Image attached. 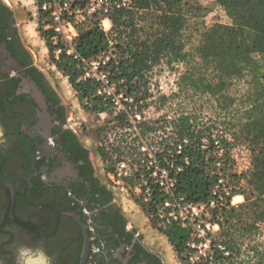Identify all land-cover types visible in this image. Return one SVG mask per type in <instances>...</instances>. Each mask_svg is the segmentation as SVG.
I'll return each instance as SVG.
<instances>
[{"label": "trees", "instance_id": "trees-1", "mask_svg": "<svg viewBox=\"0 0 264 264\" xmlns=\"http://www.w3.org/2000/svg\"><path fill=\"white\" fill-rule=\"evenodd\" d=\"M45 1L51 0H37L40 7ZM185 1L131 0L130 6L114 3L109 6L108 13H94V18L80 27L74 41L82 59L65 52L56 58L55 50L62 43L52 44L47 39V46L53 62L68 76L81 104L89 110L105 111L112 102L96 93L99 83L95 79L83 78L84 61L111 50L109 60L102 67L110 82L127 90L129 95L136 94L135 90L141 87L140 83L154 65L165 61L171 67L182 64L179 84L183 91L218 100L219 108L227 109L222 112L224 116L228 107L239 102L240 107L235 112L241 111L242 117H235L231 124L229 121V127L196 128L190 116L183 114L181 136H188L190 141L176 158V163L183 166L176 175V191L187 201L206 202L220 184L219 173L222 172L227 175L231 195H245L246 204L242 208L249 210L245 222L237 208L221 207L214 211L213 221L221 224L219 235L231 249L232 261L236 255V239L256 233L257 221L264 219V0H217L227 9L231 22L198 28L194 43L190 41L188 22L189 12L197 7L190 5L185 9ZM103 17L111 20L110 31L101 25ZM51 35L47 32L46 38ZM221 124H226V120ZM205 138L209 141L206 148ZM239 144L248 150L249 161L240 170L233 157ZM185 157L190 159L188 164ZM171 175L175 176L174 172ZM240 181L251 187L249 193L234 188ZM153 209L149 204L146 210L153 215ZM159 229L181 261L188 264L185 253L188 251L189 228L169 224ZM243 262L264 264V250L248 255Z\"/></svg>", "mask_w": 264, "mask_h": 264}, {"label": "flooded vegetation", "instance_id": "flooded-vegetation-1", "mask_svg": "<svg viewBox=\"0 0 264 264\" xmlns=\"http://www.w3.org/2000/svg\"><path fill=\"white\" fill-rule=\"evenodd\" d=\"M0 0V264H165L129 223ZM38 90V92L36 91Z\"/></svg>", "mask_w": 264, "mask_h": 264}, {"label": "rangeland", "instance_id": "rangeland-1", "mask_svg": "<svg viewBox=\"0 0 264 264\" xmlns=\"http://www.w3.org/2000/svg\"><path fill=\"white\" fill-rule=\"evenodd\" d=\"M6 1L20 13L17 22L21 36L31 49L36 63L48 74L63 98L68 125L91 150L99 174L113 190L115 199L124 209L129 223L143 235L145 242L151 248L162 253L165 252L169 261L172 258L177 260L178 256L172 249L167 236L159 229L163 227L160 220L155 215L148 214L146 210L149 207L148 204H145L139 198L137 182L130 176H124L121 179L116 178L114 174L116 166L119 161L130 157L127 140H130L129 135L134 128V124L142 136H147L150 139V142L154 145L150 148L155 149L160 145L170 151L173 150V142L182 138L183 123L181 119L183 114L190 116L191 122L194 123L196 128H206L208 126L215 128L217 125L229 127V124L234 122L235 117H242L241 111L235 112L236 108L240 107L239 102H235L233 107H228L227 115L224 116L222 112L227 109H220L218 100L213 99L211 96H200L181 89L179 76L183 71L182 64H175L174 67H171L163 61L154 65L146 73L145 79L140 83L141 87L135 90L137 95H129L127 90L119 89L115 83H112L115 90L124 92V96L119 95L120 93L117 95V98L120 99L119 105H112L102 112L86 109L81 104L78 93L72 87L68 76L57 68L50 55L47 39H50L52 44L56 43L52 39L53 22L50 19L49 11L40 7L37 0ZM80 3L87 13L86 22L94 18V13H89L91 8L95 7L99 14L101 8L110 6V2L106 0H81ZM185 3V9L190 5L197 7V9H192L189 12L188 32L192 43L198 38V28L215 23L231 22L227 9L219 4L217 0H186ZM104 19L105 17L101 18V25L105 30L110 31L112 23ZM47 32L52 34L49 38H46ZM110 52L86 61L85 64L89 66L87 69L96 71L95 64H97V60L101 57L111 56ZM112 87L110 89L114 92ZM223 120H226V124L222 125ZM195 123L198 125H195ZM229 134L231 136L230 132ZM183 137L189 138L188 136ZM204 143L208 144V139ZM247 153L248 150L242 144L237 145L234 149L233 157L237 169H243L249 163ZM219 175L223 187L217 186L218 193L228 186L227 175L223 172ZM234 188L239 192L249 193L251 191V187L245 181L235 183ZM244 204H246L245 195L236 194L229 204L224 202L219 207L206 206L203 218L217 222L213 221L216 209L234 207L241 212L244 218L243 222H245L248 219L247 213L249 210L246 211L245 208H242ZM219 218L221 219V217ZM218 224L219 229L214 233L213 242L228 248L232 256L231 249L221 241L222 238L219 235L221 224L219 222ZM256 225V233L236 239L237 246L234 251L236 255L232 258V261L230 260L231 257H227L225 260H221V264H243V259L246 260L248 255H254L258 250H264V219L257 221ZM188 231L191 235V229Z\"/></svg>", "mask_w": 264, "mask_h": 264}, {"label": "built area", "instance_id": "built-area-1", "mask_svg": "<svg viewBox=\"0 0 264 264\" xmlns=\"http://www.w3.org/2000/svg\"><path fill=\"white\" fill-rule=\"evenodd\" d=\"M80 1L51 0L45 1L41 6L49 11L50 19L53 22L52 39L56 44L62 43V46L55 50L56 58L62 52H65L75 58L82 59L74 45L80 27L87 21L86 10ZM106 1L110 2V6L114 3H117V6L131 5V0ZM89 11V13L98 12L95 7ZM100 12L108 13L109 7L104 6ZM109 58L110 56H106L97 60V64H95L96 71L88 70L89 66L84 61L83 78L95 79L99 83L97 93L110 99L112 105L117 106L120 102L117 95L120 93L119 95L124 96V92L115 90L112 87L108 73L102 67ZM111 87L114 92L111 91ZM121 101L123 100L121 99ZM129 137L127 148L130 157L119 161L114 174L118 179L124 176L134 178L137 182L139 198L148 206L149 204L153 206L152 214L160 220L163 227L174 224L191 229V235L187 242L188 252L185 254L186 262L188 264H221V260L230 257L231 252L228 248L213 242L214 233L219 229V224L211 220H205L203 214L206 206L219 207L224 202L225 204L227 202L231 203L232 198L236 196V194L231 195V188L227 186L225 190L218 193L217 186L223 187V184L216 185L212 196L201 204L187 201L183 195L177 194L178 179L176 175L183 170V166L176 163V158L183 153L184 147L190 139L182 137L175 140L173 150L170 151L160 145L153 149L150 148L154 146L150 139L147 136H142L135 124ZM203 140L207 141L206 138ZM217 143L218 141H216ZM204 147L206 148L207 144L204 143ZM184 161L188 164L190 159L185 157ZM172 172L175 176L171 175ZM230 195L231 198L229 199L228 196ZM238 195L241 196V194Z\"/></svg>", "mask_w": 264, "mask_h": 264}, {"label": "water", "instance_id": "water-1", "mask_svg": "<svg viewBox=\"0 0 264 264\" xmlns=\"http://www.w3.org/2000/svg\"><path fill=\"white\" fill-rule=\"evenodd\" d=\"M15 10H17V9H15ZM17 11H18V10H17ZM36 91L38 92L37 89H36ZM0 182H3V183H9V182H11V181H10L9 178L0 175ZM88 252H89V239L87 238V239H86V242H85V247H84V251H83V254H82V259H81L80 264H85V263H86L87 256H88Z\"/></svg>", "mask_w": 264, "mask_h": 264}, {"label": "crops", "instance_id": "crops-1", "mask_svg": "<svg viewBox=\"0 0 264 264\" xmlns=\"http://www.w3.org/2000/svg\"><path fill=\"white\" fill-rule=\"evenodd\" d=\"M105 21H108V22H111V20L109 19V18H105L104 19ZM168 239V238H167ZM169 241V240H168ZM170 245H171V247H172V249L175 251V253L177 254V252H176V250H175V248L173 247V245L170 243ZM162 253V252H161ZM163 255H162V257H163V260H164V262H165V264H184L182 261H181V259L179 258V256H178V254H177V256H178V259L177 260H174L173 258L172 259H170L171 261H169L168 259H167V257H166V253L164 252V253H162Z\"/></svg>", "mask_w": 264, "mask_h": 264}, {"label": "bare ground", "instance_id": "bare-ground-1", "mask_svg": "<svg viewBox=\"0 0 264 264\" xmlns=\"http://www.w3.org/2000/svg\"><path fill=\"white\" fill-rule=\"evenodd\" d=\"M28 264H38V263H35V261H32V260H29Z\"/></svg>", "mask_w": 264, "mask_h": 264}]
</instances>
